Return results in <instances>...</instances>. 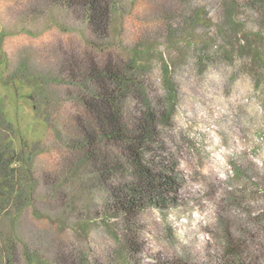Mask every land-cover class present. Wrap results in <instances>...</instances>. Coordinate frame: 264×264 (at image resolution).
<instances>
[{
	"label": "trees",
	"instance_id": "16d2710c",
	"mask_svg": "<svg viewBox=\"0 0 264 264\" xmlns=\"http://www.w3.org/2000/svg\"><path fill=\"white\" fill-rule=\"evenodd\" d=\"M16 1H23L27 20L55 10V25L79 30L82 39L57 41L33 62L43 71L41 92L50 88L71 102L51 142L52 162L38 171L25 166L0 130V223L6 222L1 218L8 205L15 220L11 230L2 232L0 224V264H21L25 246L47 264H83L79 237L55 219L58 205L66 216L70 207L83 206L88 221L120 224L119 239L134 264L143 246L144 214L171 210L180 199L177 163L155 158L159 149L165 151L162 129L178 97L174 78L224 65L231 81L245 77L264 100V0ZM141 2L147 33L130 44L120 41V48L113 37L116 15L130 13ZM144 44L168 50L172 63L160 65L159 72L171 74L162 79L161 92L146 71ZM18 54L17 68L24 56ZM103 227L96 236L120 242L108 224ZM226 233L221 256L157 264H264L252 234Z\"/></svg>",
	"mask_w": 264,
	"mask_h": 264
},
{
	"label": "rangeland",
	"instance_id": "374dc122",
	"mask_svg": "<svg viewBox=\"0 0 264 264\" xmlns=\"http://www.w3.org/2000/svg\"><path fill=\"white\" fill-rule=\"evenodd\" d=\"M21 5L23 1L0 0V130L8 135L9 150L19 152L24 165L38 171L53 160L51 142L58 138L56 131L71 102L68 97L59 98L53 89L41 92L43 71L33 62L57 41L80 42L82 32L57 27L55 10L27 20ZM145 8L141 2L130 13L116 15L113 37L119 47L120 41L130 44L147 33ZM148 45L143 46L146 71L161 92L162 79H169L171 72L164 76L159 67L171 59L167 48L151 50L153 45ZM19 51L24 56L17 68ZM229 75L226 66L217 64L203 75L174 78L178 97L162 129L165 151L159 149L155 158L165 156L177 163L182 177L180 199L171 210L150 209L144 214L139 231L143 246L133 256L134 264L221 256L227 230L233 235L248 231L258 253L264 254V100L245 77L231 81ZM59 207L55 219L79 237L83 264H130L131 255L119 239L120 224L88 221L83 206L70 207L67 216ZM11 208L8 205L2 211L1 219L6 217L0 223L2 232L15 225ZM106 224L119 243L95 235ZM21 264L47 263L25 246Z\"/></svg>",
	"mask_w": 264,
	"mask_h": 264
}]
</instances>
